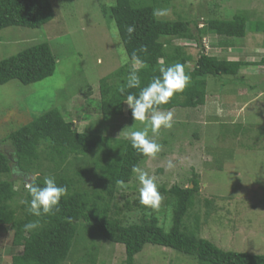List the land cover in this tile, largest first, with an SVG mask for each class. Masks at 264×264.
I'll return each mask as SVG.
<instances>
[{"label":"rangeland","instance_id":"obj_1","mask_svg":"<svg viewBox=\"0 0 264 264\" xmlns=\"http://www.w3.org/2000/svg\"><path fill=\"white\" fill-rule=\"evenodd\" d=\"M51 1L56 17L44 26L0 30V61L42 42L48 43L58 58L57 70L49 78L29 85L12 80L0 86V136L7 137L34 116L59 108L78 131L94 125L105 135L127 138L126 132L143 125L134 121L126 103L122 116L109 119L102 115L98 108L100 81L125 64L139 67L141 63L129 60L118 28L104 17L99 0ZM166 9L170 13L161 19L176 20L184 15L196 20L199 27L216 17L231 19L240 11L248 12L254 25L264 23V0H171ZM247 27L244 38L227 40L215 33L203 36L208 54L248 65L237 75L208 76L205 105L172 109L174 126L153 137L162 150L139 166L156 178L160 208L153 211L139 203L140 185L134 174L129 183L119 185L113 201L120 207L130 203L131 209H124L121 215L125 223L157 216L170 230L174 209L166 191L175 184L194 187L192 179L198 175L200 191L186 218L187 227L198 229L199 236L224 250L264 254V65L259 64L264 59V31L251 30L249 22ZM173 44L193 55L188 64L193 69L203 51L198 42L175 39ZM239 124L243 130L233 134ZM0 149L12 154L6 142ZM169 160L175 167L166 171ZM47 163L45 160L44 169ZM13 173L17 188L21 176L32 180L39 175ZM12 242V229L0 228V264H13L12 257L22 252V247ZM99 249L97 264H124V245L104 239ZM135 264L200 263L172 248L147 244Z\"/></svg>","mask_w":264,"mask_h":264},{"label":"trees","instance_id":"obj_2","mask_svg":"<svg viewBox=\"0 0 264 264\" xmlns=\"http://www.w3.org/2000/svg\"><path fill=\"white\" fill-rule=\"evenodd\" d=\"M99 2L104 17L115 22L129 60L141 63L139 67L125 64L101 79L98 108L109 119L124 114L128 94H139L140 89L119 91L131 71H137L143 88L160 75L162 65L174 63L185 65L191 81L183 93L175 95L161 109L205 105L208 76L237 75L248 64L208 54L203 36L215 33L227 40L244 38L248 34V22L251 30L264 31V23L254 25L249 13L244 11L231 19H209L199 27L196 20L184 15L176 20L155 19L153 9L168 8L171 0ZM55 17L51 0H0V30L10 26L39 28ZM130 25L135 26L131 35L127 32ZM175 39L195 40L202 48L193 69L188 65L194 60L193 55L182 46L174 45ZM144 47L147 51H140ZM134 53L139 62L133 59ZM259 64L264 65V59ZM57 67L58 58L51 46L46 42L37 43L0 61V86L12 80L25 85L39 82L53 76ZM129 113L133 117L131 109ZM242 130L239 124L233 134ZM4 142L10 145L12 154L0 149V176L5 177L0 179V228L12 229L13 245L22 247V252L12 257L13 264H97L100 242L104 239L125 246L124 264H135L136 256L147 244L172 248L197 258L200 264H264V254L224 250L199 236L198 229L187 227L186 218L195 207L200 191L198 175L192 179L194 187L175 184L166 191L174 209L170 230L157 216L125 223L121 215L131 205L128 202L120 207L113 202L120 185L117 182L129 183L134 175L132 167L140 166L147 159L131 147L127 138L105 135L102 128L94 125L78 131L74 122L68 121L56 108L34 116L7 137L0 136V144ZM44 159L48 162L46 169ZM14 170L39 174L32 182L41 187L46 176L55 177L57 185L67 189L59 210L39 218L30 215L25 203L31 199L25 188L29 182L21 176L18 179L21 187L17 188ZM35 220H39V227L25 231L24 226ZM197 227H200L198 217Z\"/></svg>","mask_w":264,"mask_h":264},{"label":"clouds","instance_id":"obj_3","mask_svg":"<svg viewBox=\"0 0 264 264\" xmlns=\"http://www.w3.org/2000/svg\"><path fill=\"white\" fill-rule=\"evenodd\" d=\"M169 13L170 9L156 8L153 9L152 15L159 20ZM127 32L130 35L134 33L135 26H128ZM140 51H147V49L144 47ZM133 59L139 62L135 53ZM159 72V76L154 77L146 87L141 88V78L134 69L129 73L126 84L121 85L119 89L121 93H124L125 89H140L138 95L128 94L124 102L131 109L134 121L141 122L143 127L126 132L125 135L130 140L131 147L147 158H155L162 150V145L153 137L158 136L161 129H171L174 126V112L162 110L161 106L169 104L175 95L183 93L191 81V76L185 71V65L181 63H174L170 66L162 65ZM174 167V163L169 160L166 171ZM132 172L140 185L139 203L153 211L159 210L162 197L156 178L136 165L132 167ZM26 179L29 183L25 184V188L31 199L25 203L28 204L27 211L30 215L39 218L52 215L59 210L61 199L67 194L66 187L58 186L55 177L52 176L44 178L43 187L32 182L34 179L28 180L27 177ZM117 183L124 186V181ZM38 227L39 220L30 221L24 226L25 231Z\"/></svg>","mask_w":264,"mask_h":264}]
</instances>
